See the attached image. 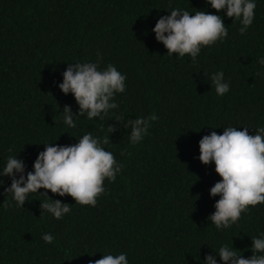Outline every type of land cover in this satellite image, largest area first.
I'll return each instance as SVG.
<instances>
[{"label":"trees","instance_id":"obj_1","mask_svg":"<svg viewBox=\"0 0 264 264\" xmlns=\"http://www.w3.org/2000/svg\"><path fill=\"white\" fill-rule=\"evenodd\" d=\"M241 35L239 20L217 12L207 0H0V171L12 155L25 175L44 143L70 145L85 133L109 137L105 150L123 168L95 206L46 190L30 193L17 206L11 177L0 176V264H88L103 254L126 253L128 264H204L205 254L224 244L245 258L251 237L264 233V204L249 206L238 222L217 229L207 219L219 196L210 188L221 179L215 164L199 160V140L224 127H264V0ZM221 15L228 35L189 55H168L152 29L173 9ZM111 63L126 76L116 93L117 109L88 119L76 114L73 94L58 87L69 63ZM224 73L229 91L218 96L211 74ZM70 105L76 127L63 121ZM147 118V134L130 143L131 128L113 119ZM117 125L109 133L108 126ZM124 155H121V152ZM19 174H17L18 176ZM69 203L61 219L42 212L50 197ZM51 233V244L42 239Z\"/></svg>","mask_w":264,"mask_h":264},{"label":"clouds","instance_id":"obj_2","mask_svg":"<svg viewBox=\"0 0 264 264\" xmlns=\"http://www.w3.org/2000/svg\"><path fill=\"white\" fill-rule=\"evenodd\" d=\"M217 12H226L227 17L239 20V32L245 34L253 23L256 3L254 0H207ZM152 31L155 38L167 49L168 55L179 57L189 55L193 62L202 47L211 46L227 37L228 31L221 15L206 11L173 9L169 15L161 16ZM97 62L69 63L63 71V82L58 85L64 94H73L79 105L76 114L87 115L88 119L104 120L109 111L117 109L114 102L116 93L125 91L126 76L109 63L106 68ZM264 65V58L260 60ZM211 86L218 96L229 91V84L224 81V73L211 74ZM63 121L69 127H76L70 105L63 107ZM155 114L147 118H129L125 123L123 114H114L113 119L131 128L129 140L136 144L147 134L150 121L157 119ZM117 125L110 124L108 132L116 131ZM109 137H94L85 133L70 145L44 143L33 163V170L25 175V163L17 155H10L0 171V176H10L11 185L4 189L12 193L17 206L23 207L30 193L39 192L48 196V191L59 196H71L75 203L95 206L97 198L105 192L104 181L114 182L117 173L123 168L114 154L105 150ZM124 155V152H121ZM199 160L208 165L215 164V172L221 177L210 188L211 196H219L215 202V211L207 217L215 227L225 229L239 221L241 214L249 206L264 204V127H258L253 134L248 128L224 127L222 134L212 131L199 140ZM17 174H19L17 176ZM4 181L0 179V184ZM50 197V196H49ZM42 212L51 213L61 219L71 211L69 203L50 197L41 201ZM42 239L51 244L55 237L44 233ZM252 255L245 258L233 246L227 244L214 249L223 264H264V233L251 237ZM88 264H128L127 254H103L101 258L89 260ZM204 264H218L215 255L205 254Z\"/></svg>","mask_w":264,"mask_h":264}]
</instances>
